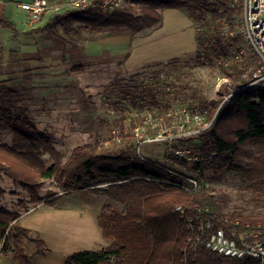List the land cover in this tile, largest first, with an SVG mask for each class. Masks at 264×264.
Segmentation results:
<instances>
[{
  "label": "trees",
  "instance_id": "1",
  "mask_svg": "<svg viewBox=\"0 0 264 264\" xmlns=\"http://www.w3.org/2000/svg\"><path fill=\"white\" fill-rule=\"evenodd\" d=\"M215 3L214 18L229 20L233 10L228 7V1ZM209 5L207 0H126L107 13L95 8L66 10L32 31L46 32L52 37L60 36V29L63 33L107 29L136 35L160 27L165 9L185 10L192 20L202 21V9ZM0 26L13 27L5 19H0ZM236 39L225 38L218 24L213 33L198 30L194 63L220 64L229 82L227 89L217 97L198 100L197 106L208 110L209 120L213 118L209 127L191 137H178L179 144L172 146L176 150L196 138L199 146L187 145L198 158L189 163L174 152L170 158L199 179L217 181L229 173L245 177L252 183V200L264 206V84L243 87L248 80L245 72L259 66L254 58L249 57L242 65L237 62L225 65L224 60L232 55ZM183 57L160 61L157 65L161 68L152 71L155 83H159L160 73L165 69L179 70L181 63L188 61ZM173 76L169 81L163 79L161 84L175 90L183 87V82ZM155 83L153 87L142 89L141 96V99L150 98L148 102L154 106L158 104ZM226 95L229 96L224 100ZM1 134L10 135V141L0 140V174L10 177L26 196L16 201L17 208L0 204L2 252L10 254L18 264H29L31 259L21 245L24 238L34 242L35 254H44L46 249L39 237L16 224V220L28 208L40 203L53 206L67 193L104 197L96 221L109 243L100 249L72 252L64 264H230L238 261L264 264V258L262 261L251 257L237 260L217 254L205 245L213 230L223 228L230 236L233 229L242 232L247 222L250 224L248 232H258L264 242V209L261 207L250 213L223 211V200L212 188L201 186L197 192H184L174 184L184 182L181 178L154 163L140 160L126 147L100 150L96 143H85L75 146L63 161L51 137L37 128L25 110H13L9 103L0 104ZM250 145L256 146L257 151L252 160L244 163L240 157L248 152ZM48 179L57 190H49L41 196L42 185ZM0 193H3L1 189ZM177 206L183 207V213ZM207 221L210 229L197 232L198 226H204ZM258 224L263 226L259 230ZM195 235L199 239L196 240ZM188 237L192 239L189 241Z\"/></svg>",
  "mask_w": 264,
  "mask_h": 264
},
{
  "label": "rangeland",
  "instance_id": "2",
  "mask_svg": "<svg viewBox=\"0 0 264 264\" xmlns=\"http://www.w3.org/2000/svg\"><path fill=\"white\" fill-rule=\"evenodd\" d=\"M207 1L210 5L202 9V21L192 20L185 10L165 9L160 27L143 30L136 35L107 29H82L79 33L68 30L63 33L60 29L63 40L58 41L59 51L43 54L59 63L51 68L24 69L21 73H17V69L12 70L6 83H0V104L7 106L9 103L13 110H25L37 128L51 137L56 149L62 153L63 161L75 146L85 143H96L100 150L126 147L138 155L136 130L142 131L144 137L159 133L171 136L188 133L194 130L195 125L183 116L173 115L174 111L180 114L182 110L189 112V107L197 108L200 98L217 97L219 92L227 89L229 82L220 64L198 65L193 60L198 30L213 33L216 24L221 30V20L214 18L212 9L216 7L215 2L226 0ZM96 10L107 13L111 9ZM236 10H233V15L238 18L241 8ZM121 36H124L123 40H119ZM234 37L237 39L232 53L242 51V57L237 61L239 65L249 57L262 64L246 41L239 36ZM121 45L122 51L112 48ZM173 57H183L188 61L182 62L179 70L165 69L160 73L159 83H155L152 71L161 68L157 65L160 61ZM228 61L230 64L235 62L230 57ZM31 64L23 62L17 65L25 68ZM75 66L79 69L72 70ZM250 71L245 72L248 79ZM173 75L183 82V87L175 90L161 84L163 79L172 80ZM153 82L158 89L155 91L156 106L149 104L150 98L141 99L142 89L153 87ZM61 96L69 98L61 101ZM114 133L119 134V141L113 138ZM0 140L9 142L10 135L1 134ZM176 143L178 140L174 137L145 142L140 146V152L150 160L173 166L169 146ZM187 144L196 147L200 141L193 138L184 145ZM247 148L248 152L240 157L244 163L252 160L257 151L253 145ZM44 157L48 158V155ZM3 174H0V189L3 191L0 200L3 198L1 203L10 206L8 203L18 200L17 196H26L22 190L14 192L20 188L17 185L13 187L11 178L3 177ZM200 180L203 187H210L221 196L223 211L250 213L264 209L263 205L252 200L251 181L239 174L229 173L217 181ZM49 190H57L51 179L44 181L40 195L44 196Z\"/></svg>",
  "mask_w": 264,
  "mask_h": 264
},
{
  "label": "crops",
  "instance_id": "3",
  "mask_svg": "<svg viewBox=\"0 0 264 264\" xmlns=\"http://www.w3.org/2000/svg\"><path fill=\"white\" fill-rule=\"evenodd\" d=\"M24 1L29 0H0V19L8 20L13 25L12 28L0 26L1 84L6 83L7 78L12 75V70L17 69V73H21L24 69L51 68L59 63L53 62L52 57L43 54L58 52L57 44L58 41L63 40V37L61 35L52 37L46 32L32 30L41 28L56 14L65 12V8L55 9V4L65 0H51L50 8L43 12L34 26L30 25L27 14L19 6L20 2ZM123 37L121 36L119 40H123ZM112 48L121 51L124 49L123 45ZM23 62L32 64L25 68L17 65ZM67 97L69 98V96H61L60 100L65 101ZM2 176L5 177L4 174ZM11 185L16 186L12 179ZM21 196L17 198H24ZM1 200L0 204L6 206ZM16 201L17 199L14 203L9 202L8 204L11 205L7 207L17 208ZM102 204L103 201L97 197L67 193L63 194L53 206L40 203L23 211L15 223L39 237L46 249L44 254H35L34 242L24 238L21 245L31 256L29 264H64L66 257L72 252L107 246L109 241L102 236L96 221ZM2 244L0 240V264H18L10 254L2 252Z\"/></svg>",
  "mask_w": 264,
  "mask_h": 264
},
{
  "label": "built area",
  "instance_id": "4",
  "mask_svg": "<svg viewBox=\"0 0 264 264\" xmlns=\"http://www.w3.org/2000/svg\"><path fill=\"white\" fill-rule=\"evenodd\" d=\"M51 0H29L20 2V8L25 11L28 16V20L31 26H34L41 18L43 12L50 8ZM228 7L234 11L238 7L241 8L239 17L236 18L233 13L229 20L225 18L221 19V31L224 37L239 36L242 40L249 44V48L254 54L262 61L257 68L251 70V74L246 84L243 87H258L260 84H264V0H227ZM126 2V0H65L62 3L55 4V9L65 8L66 10H85L87 8L95 9H114L120 7ZM233 11V12H234ZM242 57V51L233 52L230 56L233 61L237 62ZM225 61V65L229 64L228 58ZM229 95L224 97V100ZM182 110L180 114L174 111L175 116H180L185 120H190L194 124V130L178 134L169 135L159 133L154 136L144 137L143 132L136 130L134 133L135 139L137 140L138 147V158L144 162H151L159 166L162 170L181 178L184 182H174L184 192L193 193L200 190L203 185L201 180L196 175L188 173L184 170V167L180 166L177 162H173V166L165 165L158 161H153L144 156L140 152V146L145 142L161 141L166 138L172 139L182 136H193L197 132L209 127L212 122L211 118L208 119V110L206 108H193ZM113 138L119 141V134L114 133ZM170 151L174 152L177 156L182 158L186 162H194L198 158V154H192L188 145H183L176 150L172 149V145L169 146ZM177 210L183 213V207L177 206ZM199 217V216H198ZM198 217L196 219H198ZM227 221V219H225ZM235 225L238 221L234 222ZM257 229H261L263 226L258 224ZM243 231L238 232L233 229L231 235L227 236L223 228H217L213 230L207 240L206 247L211 251L230 258L237 260L244 259L246 257L256 258L260 261L264 258V242L259 237L258 232L249 233L250 224L247 222L242 226ZM203 229H210V222H205L204 226H198L197 232L203 231ZM196 240L199 239L198 235L194 237ZM192 237H188L190 241ZM236 263L230 264H240Z\"/></svg>",
  "mask_w": 264,
  "mask_h": 264
}]
</instances>
